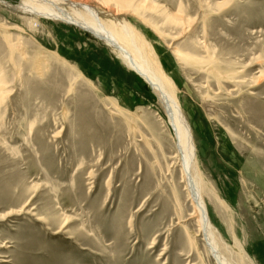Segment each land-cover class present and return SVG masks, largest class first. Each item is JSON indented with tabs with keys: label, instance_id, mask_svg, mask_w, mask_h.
<instances>
[{
	"label": "rangeland",
	"instance_id": "1",
	"mask_svg": "<svg viewBox=\"0 0 264 264\" xmlns=\"http://www.w3.org/2000/svg\"><path fill=\"white\" fill-rule=\"evenodd\" d=\"M1 1L0 264H214L185 243L197 228L148 86L89 33ZM79 3L143 37L191 126L220 252L264 264V0Z\"/></svg>",
	"mask_w": 264,
	"mask_h": 264
},
{
	"label": "bare ground",
	"instance_id": "2",
	"mask_svg": "<svg viewBox=\"0 0 264 264\" xmlns=\"http://www.w3.org/2000/svg\"><path fill=\"white\" fill-rule=\"evenodd\" d=\"M126 3L125 1H118V4L124 9H127ZM0 4L11 8L9 4L1 0ZM142 5L143 2L140 3L141 7ZM13 10L17 14L26 16L30 21L36 22L39 19H43L63 23L89 33L148 86L156 97L154 107L159 111L157 119L159 118V122L161 121L162 125H164L162 129L165 131H161L162 129L160 130L159 128V141L161 142L165 134L170 131L176 152L175 158L180 168V179L184 185L186 199L192 207V213L189 218L194 219L195 227L197 228L193 234H190L187 231L189 229L186 230L183 227V233L186 235L187 241L185 243L188 244L187 247L190 252L199 254L197 238L200 237L207 256L214 264H230L228 259L224 257L225 255H222V251L219 250L220 246L217 245L219 243L216 242V229L210 217L208 203H206L203 195V182H201V174L197 166L198 150L194 142L191 126L172 92L170 81L162 73L152 50L143 41L140 33L125 19L116 15H108L109 17H107L106 13H101L97 8L85 3H79V0L76 2L74 0H24L20 7ZM174 16L176 15H170L174 22L178 21V18ZM55 57V61L64 66L68 65L57 53H55ZM32 127L33 125L30 126V131ZM157 143L159 144V142ZM173 195L174 204L178 211V221H180L181 213L179 212L182 209L180 198L176 190H174ZM210 198L213 203L211 207L214 206V211L221 217L228 213V206L219 195L211 192ZM8 216L10 215H5V217Z\"/></svg>",
	"mask_w": 264,
	"mask_h": 264
}]
</instances>
